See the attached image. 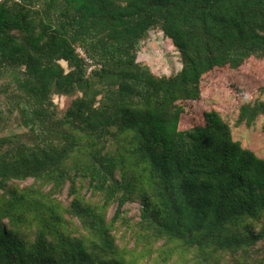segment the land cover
I'll use <instances>...</instances> for the list:
<instances>
[{
    "label": "trees",
    "instance_id": "16d2710c",
    "mask_svg": "<svg viewBox=\"0 0 264 264\" xmlns=\"http://www.w3.org/2000/svg\"><path fill=\"white\" fill-rule=\"evenodd\" d=\"M156 29L176 74L138 61ZM246 65L264 0H0V264H264V157L233 131H264V83L185 122Z\"/></svg>",
    "mask_w": 264,
    "mask_h": 264
},
{
    "label": "rangeland",
    "instance_id": "374dc122",
    "mask_svg": "<svg viewBox=\"0 0 264 264\" xmlns=\"http://www.w3.org/2000/svg\"><path fill=\"white\" fill-rule=\"evenodd\" d=\"M180 52L175 48L172 40L168 38L163 31L151 30L142 41L138 61L151 66L158 75L176 74L182 67ZM256 67V66H255ZM264 73V72H263ZM260 73L258 66L256 69L251 66H243L238 70L229 68H219L214 70L204 80V94L198 101L187 103L188 114L185 117L187 124L193 122L194 117L204 110L216 107L228 113L232 121L236 117L235 108L242 95L252 96L258 93V90L264 83V74ZM256 93V94H255ZM56 101L65 107L67 100L62 97H56ZM252 128L240 127L234 128L235 139H240L245 147L254 150L259 156L264 157V131L261 123ZM32 179L22 182V184H31ZM67 200V193L63 195ZM70 201V199H69ZM131 214L136 215L139 211V205L136 203L128 205ZM115 207L108 211V218L112 216Z\"/></svg>",
    "mask_w": 264,
    "mask_h": 264
},
{
    "label": "built area",
    "instance_id": "2783aa9c",
    "mask_svg": "<svg viewBox=\"0 0 264 264\" xmlns=\"http://www.w3.org/2000/svg\"><path fill=\"white\" fill-rule=\"evenodd\" d=\"M88 60H89V59H88ZM89 61H91V60H89ZM92 67H93V66L90 67V69H89L90 71H91Z\"/></svg>",
    "mask_w": 264,
    "mask_h": 264
}]
</instances>
